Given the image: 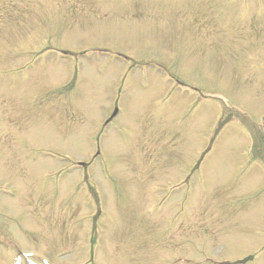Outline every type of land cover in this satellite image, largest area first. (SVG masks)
I'll list each match as a JSON object with an SVG mask.
<instances>
[{
    "label": "rangeland",
    "instance_id": "1",
    "mask_svg": "<svg viewBox=\"0 0 264 264\" xmlns=\"http://www.w3.org/2000/svg\"><path fill=\"white\" fill-rule=\"evenodd\" d=\"M14 1L0 264H264V0Z\"/></svg>",
    "mask_w": 264,
    "mask_h": 264
}]
</instances>
